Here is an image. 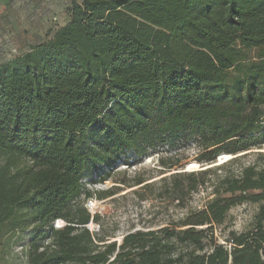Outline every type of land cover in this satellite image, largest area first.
<instances>
[{"label":"trees","instance_id":"1","mask_svg":"<svg viewBox=\"0 0 264 264\" xmlns=\"http://www.w3.org/2000/svg\"><path fill=\"white\" fill-rule=\"evenodd\" d=\"M69 17L0 61V260L27 233V264H264V0H72ZM193 139L198 162L236 156L119 182L141 185L140 202L208 190L202 207L157 225L140 215L120 244L116 223L91 230L103 216L87 180ZM248 201L253 226L218 242L215 224Z\"/></svg>","mask_w":264,"mask_h":264},{"label":"rangeland","instance_id":"2","mask_svg":"<svg viewBox=\"0 0 264 264\" xmlns=\"http://www.w3.org/2000/svg\"><path fill=\"white\" fill-rule=\"evenodd\" d=\"M71 2L72 0H0V61L11 59L51 38L58 28L68 22ZM261 150L264 151V146ZM246 152L242 151L237 155ZM202 153L203 147L197 140H183L179 141L176 146L165 148L159 153L151 152L136 162H120L110 178L106 179L107 183H104L105 181L91 183L87 180V187L97 196L94 198L99 203V213L104 215L102 220L93 221L91 227L99 230L100 226L104 225L112 229L116 223L117 229L114 230V237L110 236L108 241L118 239V244H120L121 237H124V233L130 229L132 224L136 225V229L143 227L138 222L140 215L145 219H151L157 225L163 223L165 217L169 215L178 217L191 207H202L208 199L213 197L208 190L192 193L182 202L183 205L179 204L180 200L160 201L161 199L155 196L158 192V187H156L153 193L149 194V199L140 202L133 191L141 185L129 186L119 182L122 178L130 179L136 174H142L147 179L145 183L157 181L174 170H181L186 165L188 166L190 162H198L197 157ZM234 156L236 155L232 154V158ZM169 157H174L173 159L178 161V164L170 170L161 164V159ZM252 160V155L243 158L245 163ZM187 171L190 170L187 168ZM113 182L116 186L108 189ZM103 190L111 191V195L99 196ZM255 193L257 192H252V194ZM154 205L156 206L153 207ZM259 206L260 203L251 201L233 206L224 222L214 226L217 241L226 243L231 231L251 228ZM66 224L65 221L64 225ZM28 241L27 233L20 235L8 257H2L0 264H27Z\"/></svg>","mask_w":264,"mask_h":264},{"label":"built area","instance_id":"3","mask_svg":"<svg viewBox=\"0 0 264 264\" xmlns=\"http://www.w3.org/2000/svg\"><path fill=\"white\" fill-rule=\"evenodd\" d=\"M86 207L89 209V211L91 212V214L94 216V215H101V216H104L102 215L100 212V206H99V203L97 202V200L94 198V197H91V198H88L87 201H86ZM93 223V221L90 222V224L88 225L91 230H97L96 228H92L91 227V224ZM55 226L56 227H59L57 225V221L55 222Z\"/></svg>","mask_w":264,"mask_h":264},{"label":"bare ground","instance_id":"4","mask_svg":"<svg viewBox=\"0 0 264 264\" xmlns=\"http://www.w3.org/2000/svg\"><path fill=\"white\" fill-rule=\"evenodd\" d=\"M232 157V154H230V153H222V154H220L219 155V159L221 160V161H224L225 159H229V158H231ZM187 168H188V170H190V171H192V170H197V169H199V164H198V162H190L189 164H188V166H187ZM65 224V222L62 220V219H58L57 220V225L58 226H63ZM93 224V223H92ZM121 239H122V237H121ZM120 239V240H121ZM119 240V241H120Z\"/></svg>","mask_w":264,"mask_h":264},{"label":"water","instance_id":"5","mask_svg":"<svg viewBox=\"0 0 264 264\" xmlns=\"http://www.w3.org/2000/svg\"><path fill=\"white\" fill-rule=\"evenodd\" d=\"M226 160L227 159H225L224 161H226ZM224 161H221L219 159V156H218L217 161L212 162V163H206V162L201 163V162H198V164H199V169L198 170H204V169H207V168H210V167H213V166H217L219 164H222V162H224ZM177 172H188L187 171V165H186V167L181 168V170H174L173 172H171L169 174L177 173Z\"/></svg>","mask_w":264,"mask_h":264}]
</instances>
